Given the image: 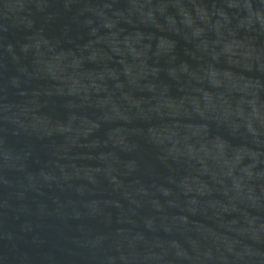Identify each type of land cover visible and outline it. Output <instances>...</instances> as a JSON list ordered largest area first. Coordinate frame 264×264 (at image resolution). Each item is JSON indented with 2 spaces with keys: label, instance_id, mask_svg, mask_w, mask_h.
Listing matches in <instances>:
<instances>
[{
  "label": "water",
  "instance_id": "1",
  "mask_svg": "<svg viewBox=\"0 0 264 264\" xmlns=\"http://www.w3.org/2000/svg\"><path fill=\"white\" fill-rule=\"evenodd\" d=\"M0 264H264V0H0Z\"/></svg>",
  "mask_w": 264,
  "mask_h": 264
}]
</instances>
